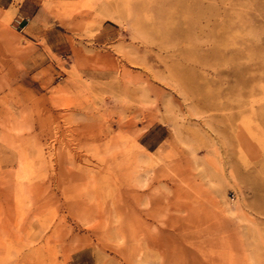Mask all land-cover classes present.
<instances>
[{"label": "rangeland", "instance_id": "obj_1", "mask_svg": "<svg viewBox=\"0 0 264 264\" xmlns=\"http://www.w3.org/2000/svg\"><path fill=\"white\" fill-rule=\"evenodd\" d=\"M82 2L0 0V264H264V0Z\"/></svg>", "mask_w": 264, "mask_h": 264}, {"label": "bare ground", "instance_id": "obj_2", "mask_svg": "<svg viewBox=\"0 0 264 264\" xmlns=\"http://www.w3.org/2000/svg\"><path fill=\"white\" fill-rule=\"evenodd\" d=\"M82 4H83V7H86V8H89L91 7V3H92V0H82ZM107 2V1H106ZM104 8H106L104 6ZM104 10V9H103ZM108 12V11H107ZM9 20H10V17H8V15H5L4 18H3V21L5 22V24L9 23ZM187 32L186 31H182L180 28L178 27H175L174 29H172V38L173 39H178L182 36H187L188 34H186ZM77 74V72H76ZM242 144L243 146H249L250 145V141L248 140V138L246 137H242ZM140 158L138 157L136 159V165H134V167L136 169H139V163H141V161H139ZM32 174V166L31 164H29V162H27L26 158H23L22 161H20L19 163V172H18V175H17V178L19 179V182H23V180H28L29 179V176ZM28 197L26 191H25V187L23 185H19L16 189V192H15V203L18 207H21L24 200ZM35 257L38 256L37 253L34 254ZM139 258H140V254H138ZM2 259V258H0Z\"/></svg>", "mask_w": 264, "mask_h": 264}, {"label": "crops", "instance_id": "obj_3", "mask_svg": "<svg viewBox=\"0 0 264 264\" xmlns=\"http://www.w3.org/2000/svg\"><path fill=\"white\" fill-rule=\"evenodd\" d=\"M19 7H21V6H19Z\"/></svg>", "mask_w": 264, "mask_h": 264}]
</instances>
